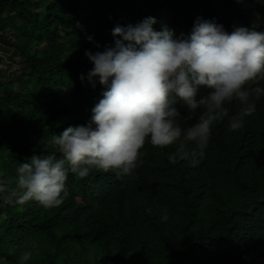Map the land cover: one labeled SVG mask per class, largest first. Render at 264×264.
<instances>
[{
    "label": "trees",
    "instance_id": "trees-1",
    "mask_svg": "<svg viewBox=\"0 0 264 264\" xmlns=\"http://www.w3.org/2000/svg\"><path fill=\"white\" fill-rule=\"evenodd\" d=\"M149 16L155 30L177 35L198 17L228 32L264 31V0H0V44L20 67L0 79V179L14 186L19 163L51 154L53 134L89 121L104 86L88 81L85 51H103L114 26ZM254 103L237 131L227 119L213 123L196 165L169 163L179 141L159 148L146 139L132 175L69 173L70 194L58 207H0V264H264V95ZM177 107L182 128L196 122Z\"/></svg>",
    "mask_w": 264,
    "mask_h": 264
},
{
    "label": "clouds",
    "instance_id": "clouds-1",
    "mask_svg": "<svg viewBox=\"0 0 264 264\" xmlns=\"http://www.w3.org/2000/svg\"><path fill=\"white\" fill-rule=\"evenodd\" d=\"M155 23L149 16L135 25H116L112 44L103 51H85L92 64L87 79L93 87L97 81L104 86L102 98L86 124L51 136L54 152L19 163L14 186L0 179V207L29 201L58 207L70 194L69 173L85 178L95 169L111 171L118 179L132 175L143 163L146 139L159 148L179 141L167 155L169 163L196 165L205 156L214 122L227 119L228 131H237L255 113L254 100L264 95L259 86L264 81V31L233 26L228 32L214 18L198 17L187 34L177 35L169 27L155 30ZM178 101L194 124L182 128L178 123ZM233 102L239 108L230 113ZM186 142L194 145L190 151ZM161 219L168 220L166 209ZM31 255L25 251L22 260Z\"/></svg>",
    "mask_w": 264,
    "mask_h": 264
},
{
    "label": "rangeland",
    "instance_id": "rangeland-1",
    "mask_svg": "<svg viewBox=\"0 0 264 264\" xmlns=\"http://www.w3.org/2000/svg\"><path fill=\"white\" fill-rule=\"evenodd\" d=\"M19 58L14 50L0 44V79L8 80L19 74Z\"/></svg>",
    "mask_w": 264,
    "mask_h": 264
}]
</instances>
